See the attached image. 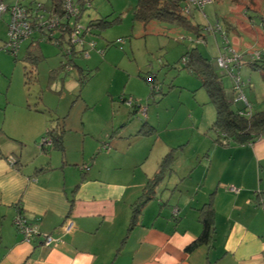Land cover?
Wrapping results in <instances>:
<instances>
[{
	"label": "crops",
	"instance_id": "0c3cea01",
	"mask_svg": "<svg viewBox=\"0 0 264 264\" xmlns=\"http://www.w3.org/2000/svg\"><path fill=\"white\" fill-rule=\"evenodd\" d=\"M247 18L250 29L243 32L259 42L264 38L261 28ZM237 25H229L233 34L238 33ZM223 32L231 33L227 28ZM211 37L216 41L217 36ZM41 43L36 34L26 40L27 60L32 49L45 58ZM231 44L238 52L237 42ZM259 46L257 50L264 49V43ZM61 62L54 59L50 80L58 74L64 77ZM41 120L0 123V264H264V195H258L264 190V137L250 144L228 145L215 143L214 133L205 135V160L196 163L201 154L197 151L195 163H188L179 178L192 184L181 186L168 180L174 184L160 191L166 174H177L173 164L130 227L133 207L147 180L173 150L169 141H163L158 165L149 173L138 169L147 162L138 153V127L132 132L121 130L126 122L111 124L102 133L105 143L97 139L102 135L95 137L85 126L83 133L69 132L63 124L60 148L41 147L37 142L49 128ZM144 125L153 128L143 124L139 130ZM8 156L16 164H10ZM208 203L214 211L212 242L188 251L202 232L199 210ZM18 214L37 225L29 243L14 227ZM65 221L71 224L69 231ZM44 235L60 242L45 247Z\"/></svg>",
	"mask_w": 264,
	"mask_h": 264
},
{
	"label": "rangeland",
	"instance_id": "374dc122",
	"mask_svg": "<svg viewBox=\"0 0 264 264\" xmlns=\"http://www.w3.org/2000/svg\"><path fill=\"white\" fill-rule=\"evenodd\" d=\"M15 1L0 0V4L9 6ZM38 1L46 9L50 8V0ZM71 1L78 6L83 4L78 23L92 28L85 34L84 48L75 47V55L67 56L65 44L58 47L42 41L41 52L45 58L36 53L39 59L34 65L25 58L26 41L21 44L16 57L3 49L7 40V21L3 18L9 16L7 13L0 15V76L3 77L0 79V123L35 124L41 118L40 124H46L50 129L54 124H64L69 132L72 129L82 132L81 127L85 126V130L88 128L96 137L109 129V125L126 122L121 130L126 128L135 132L138 127L135 139L138 140V153L147 161L138 169L151 173L162 155L163 141H169L173 147L170 153L174 158L168 165L172 168L174 164L178 171L175 176L166 174L160 191L176 181L181 186L192 184L189 179L182 182L179 178L183 177L188 163H195L197 151L201 154L196 163L205 160L203 153L208 146L205 135L213 134L210 129L216 117L215 107L209 102L201 80L184 65L195 46L192 43L194 34L166 22H138L134 19L138 0ZM28 2L22 0L24 4ZM247 17L258 28L264 20V0H212L204 5L202 12L190 8L191 23L202 30L204 26L217 23L223 31L227 28L231 32L226 36L230 43L237 42L238 53L243 55L239 69V77L244 83L242 93L252 111H260L264 109V63L260 62L254 68L246 62L247 54L259 49L264 38L255 42L248 37L245 33L250 29ZM239 23L242 27L237 25ZM229 25H237L242 30L238 28V33L233 34L234 28ZM205 37V43L195 47L223 76L227 97L233 100L237 92L232 89V80L216 64L220 38L217 36L215 41L206 34ZM89 43H94V47ZM82 50L88 52V57L83 56ZM54 59L58 60L57 64L62 61L64 66L74 67L69 71L60 68L64 77H58V74L50 80ZM32 68L35 79L29 80L25 73ZM152 83L157 90H151ZM129 97L132 104L126 107L121 100ZM237 106L241 107V104ZM137 109L138 112L132 113ZM143 124H153V128L144 125V130H139ZM45 133L44 129L38 146ZM104 137L97 139L108 143ZM75 148L78 149V144ZM72 151L76 153L74 149Z\"/></svg>",
	"mask_w": 264,
	"mask_h": 264
},
{
	"label": "trees",
	"instance_id": "16d2710c",
	"mask_svg": "<svg viewBox=\"0 0 264 264\" xmlns=\"http://www.w3.org/2000/svg\"><path fill=\"white\" fill-rule=\"evenodd\" d=\"M50 1L54 7V12L61 14L60 8L63 0ZM184 4L185 0H138L134 11V19L141 23H148L150 21L166 22L173 27L181 28L193 33L195 38L202 37L205 40L206 37L205 34H203L201 27L191 23L190 14H184ZM80 8L82 11L83 4L80 5ZM86 27L88 29H92L91 25ZM60 38L63 39V35L60 36ZM60 45L64 44L62 43ZM195 46L191 48V52L187 58L188 60L184 65L189 72L195 74L201 80L202 87L207 93L209 102L215 107L216 117L210 129L213 131L215 136L214 142L228 145H245L253 143L261 137H264V109L260 111H252L250 117L241 114L242 111H245V107L243 105L238 107V103H236L234 99H228L227 90L222 82L223 76L219 75L212 63L203 57L197 51ZM34 50L32 49L33 53L29 56L33 65L36 64L35 62L39 59ZM73 55H75V52ZM261 62L264 63V61ZM257 64L250 67L255 68L257 67ZM66 66L70 65L67 64L64 66V64L61 63V69H63V71ZM70 67L72 69L74 65ZM78 70L81 71L80 68H78ZM34 73L35 70L32 68L30 71L25 73V76L30 80L32 77L34 78ZM152 84L155 85L154 83ZM151 90L153 91L157 89L151 87ZM126 99L127 98H123V101ZM61 132L62 126L60 124H54L53 128H48L46 130L51 144L56 148H60L61 146ZM173 158L174 157L170 152L166 154L162 158L155 175L147 180L141 197L138 199L137 204L133 207L130 227L136 224L137 218L140 215L141 206L152 199L155 187L162 180L164 173L170 170L169 161L173 160ZM165 165H168V167L166 168ZM258 195H264V190H262ZM199 221L202 224V232L200 236L187 248L188 251L201 244H210L212 242L215 230L214 211L209 203L204 205L199 210Z\"/></svg>",
	"mask_w": 264,
	"mask_h": 264
},
{
	"label": "built area",
	"instance_id": "2783aa9c",
	"mask_svg": "<svg viewBox=\"0 0 264 264\" xmlns=\"http://www.w3.org/2000/svg\"><path fill=\"white\" fill-rule=\"evenodd\" d=\"M212 2V0H185L183 6L184 14H190V8L199 10L202 12L204 5ZM61 14L54 12V7L50 5L49 9L44 7V4L38 0H29L27 4L22 3V0H16L12 5L5 6L0 4V15L8 14L7 23V40L4 42L3 49L16 57L17 52L21 44L28 40L35 33L39 34V41H48L56 46L63 47L65 44V54L72 56L75 51V47L84 48L85 34L90 32L87 27H82L78 23V18L81 14V8L78 5L73 4L71 0H63L61 3ZM259 27L261 28L262 35H264V20H261ZM203 34L213 37L219 36L220 45L217 51L216 64L229 76L232 80V89L237 92V97L234 101L240 103L245 107V111L241 112L244 116L250 117L252 114V108L246 101L242 93V87L244 83L239 77V69L242 65L243 55H240L237 50L231 46V43L222 31L221 27L216 23L213 26H204ZM63 35V39L60 36ZM202 37L195 38L192 43L195 45L204 44ZM90 47H94V43H89ZM83 56L88 57V52L82 50ZM247 65L254 66L261 61H264V49L254 50L247 54ZM65 69L69 71L70 66H66ZM152 88L156 89V86L152 84ZM126 105L132 104V98H127ZM142 112L144 109L142 108ZM51 141L45 133V137L42 140L40 146L50 145ZM103 149L107 148L106 145L102 146ZM7 160L10 164H16V159L12 156H8ZM14 227L18 234L22 237L24 242H31L32 238L37 234V225L34 222L26 220L23 216L18 214L13 220ZM64 228L69 231L71 224L68 221L64 222ZM60 241L53 238L50 235L43 236V246H56Z\"/></svg>",
	"mask_w": 264,
	"mask_h": 264
}]
</instances>
